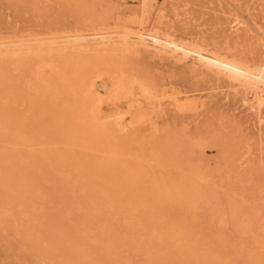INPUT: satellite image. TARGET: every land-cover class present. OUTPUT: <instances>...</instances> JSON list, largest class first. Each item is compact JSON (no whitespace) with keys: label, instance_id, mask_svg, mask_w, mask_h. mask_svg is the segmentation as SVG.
Returning a JSON list of instances; mask_svg holds the SVG:
<instances>
[{"label":"bare ground","instance_id":"bare-ground-1","mask_svg":"<svg viewBox=\"0 0 264 264\" xmlns=\"http://www.w3.org/2000/svg\"><path fill=\"white\" fill-rule=\"evenodd\" d=\"M108 1L124 7L130 0ZM135 1L139 4L137 9L130 11L133 14L114 28L106 23L110 12L99 17L90 12L89 20L61 36L20 39L15 45L0 42V220L16 226V232L25 240L36 244L41 241L46 258L57 257L64 240L69 244L71 257L90 256L82 243L87 240L97 245V252H105L104 246L109 254L115 253L114 244L130 233L134 243L142 244L148 255L168 248L180 259L187 256V261L194 264H227L221 263L217 250L206 248L208 252L201 254L197 240L193 239L196 233L187 221L169 219L167 211L161 210L168 203L190 213L204 206L212 208L218 192L211 184L213 175L195 158V152L205 146L202 139L175 129L163 132L151 113L160 117L167 109L162 103L166 98L167 105L177 113L192 110L199 113L209 103L205 105L201 95L189 93L198 90L167 94V89L156 80L135 69L128 54L166 59L184 65L197 75L228 82L234 94L242 93L240 100L257 116L261 127L264 125V0H248L258 1L260 6L258 13L250 12L248 17L240 9L242 1L228 0L229 34L256 39L245 50L237 41L231 44L225 40L222 44L205 36H178L173 28L175 17L183 25L197 21L189 11L187 0ZM169 12L175 15L174 20ZM32 108H39L41 115L36 127L27 123ZM147 123L151 126L150 133L138 137L137 132ZM41 143L59 144L61 150L50 152L45 148L47 151L38 153L37 146H42ZM246 149L250 157L254 155L252 144L248 143ZM160 165L171 166V170L164 167L153 170V166ZM260 165L264 180V159ZM173 168L178 173L173 175ZM53 183L58 186L59 200L66 198L70 202L63 212L66 217L72 219L73 215L81 214L82 219L79 217L81 221L72 229L60 225L55 233L47 235L50 228L42 227L39 221L49 195L46 196L45 190L49 192ZM151 194L155 204H150ZM56 201V205H51L57 207ZM231 213L237 218L235 205ZM211 214L225 226L223 210ZM117 226L122 232L115 238L113 228ZM53 237L57 242L50 248Z\"/></svg>","mask_w":264,"mask_h":264},{"label":"rangeland","instance_id":"rangeland-1","mask_svg":"<svg viewBox=\"0 0 264 264\" xmlns=\"http://www.w3.org/2000/svg\"><path fill=\"white\" fill-rule=\"evenodd\" d=\"M159 1L161 2L162 0ZM240 1H242L240 2L242 5L240 9L245 16L248 17L250 12L252 14L253 11L254 13L259 12L260 6H258V1L256 2L258 4L251 3L248 0ZM187 3L184 2L183 4H187L189 11L197 19L194 24L183 25L181 22L177 21L175 15H173V11H171L173 13L169 12V16L172 17L171 19L175 17L176 24L174 22L173 28L178 36L182 38L205 36L209 41H215L222 44L226 43L225 40H228L231 44L237 41V45H239L242 50H245V48L256 41L254 37L248 35H242L240 38H237L229 34L226 29L228 20L231 16V6L228 0H187ZM138 6L139 4L135 0H130L127 6L124 5V7H117L116 4H113L112 2L110 3L108 0H0V42H5L7 45H15L22 39L26 38H55L58 35H63L66 30L77 27L79 23H85L89 20L91 13L95 17H99L106 12H110V17L106 20V23L108 26L114 28L120 23L126 21V17L128 19V16L133 14L131 12L137 9ZM120 17L122 19H119ZM215 27L217 29H215ZM128 56L139 73L147 76L149 79L156 80L163 89H167V94L179 91L182 92L183 90L184 92L198 90L200 92L196 91L194 93H189L195 94L197 97L201 95V99L205 101V105L206 103H209L204 106L203 109H200L199 113L192 110L188 111L189 113L185 112V114L175 112L172 106L167 105L168 102L166 98L162 100L163 106L167 107L164 113H162L160 117L153 112L151 115L157 118L161 128L164 130L163 132H166L167 129H175V132L202 139L205 146L201 150L195 152V158L213 175L214 181H212L211 184L213 186L215 185L214 187L217 189L216 191L218 192V195L216 199H218L219 196L221 198L219 200H214L212 208L211 205L204 206L195 213H190L187 209L176 206L173 203L165 204L161 210L167 211L169 219L177 218L179 221H187V225H189V227L196 233L193 239L197 240V249L201 254L208 252L206 248H209L220 252L221 256H219L222 258L221 263L243 264L244 262L245 264H264V180L260 173V164L264 159V140H262L264 139V125L260 127V123L257 121V116H254L252 111H249L247 106H245L240 100V94L242 93L240 92L239 95L234 94L233 88L228 82H224L223 80L218 81L208 76H201L200 74L197 75L187 69L184 65L175 64L166 59L162 60L146 54L135 55L130 53ZM162 75L163 77H161ZM187 88H189V90ZM173 89L174 91H172ZM103 106L107 108L105 103ZM32 110L33 111L30 113L27 123L29 124V127H36L37 120L41 115L39 108H32ZM199 120L202 121L200 122ZM185 126L186 128H183ZM258 128L261 129V132H259ZM150 131L151 126L147 123L137 132L138 137L146 135L147 132L149 134ZM248 143L252 144L254 148V155H251V157L247 154L246 148ZM41 144L42 146H37V151L41 154L47 150L50 152L54 150L58 151V149L61 150L59 144L54 143V146L47 143ZM20 148L22 149V147ZM260 151H263L261 152L263 156L262 154L260 155ZM79 152L83 154L85 153L84 151ZM160 166H153V170L161 169L162 167L171 170V166ZM150 169H152L151 166ZM176 169L177 168L172 169L173 175L178 173V170ZM241 177L244 180H241ZM252 178L254 179V183ZM216 184L219 185V187H217ZM247 186H249V188ZM49 189L50 193L45 190V193H47L46 196L49 195L47 196V202L43 213L41 214L39 225H42V227L48 226L50 228L48 234L46 233L47 235L52 231L55 233V231L60 228V225H65L66 228L72 229L74 225L81 221L79 220V217L82 219L81 214L77 216L73 215L72 219L66 217L67 215L63 212H65L66 208L69 206V200L66 198H64L65 201H62L63 198L59 200L60 196L58 194L59 192H57L58 186H55L54 183L49 186ZM222 189H224V191ZM249 193L251 194L249 195ZM261 193H263V195ZM54 194L58 200L54 198ZM226 195L228 198L225 197ZM148 197L150 199V204H155L153 195L151 194ZM55 201L58 206H61V204L64 205L65 203L66 205L63 207H56ZM59 201H62V203L58 204ZM47 203L49 204L47 205ZM53 203L55 204L54 206L51 205ZM233 205L238 209L237 218L232 217L231 208ZM261 206L263 208H261ZM58 208L59 210H57ZM50 209L52 211H50ZM222 210L223 214H225L224 211L226 212V216L224 217L225 226L217 221V216L213 218V214H211ZM58 211L60 213H58ZM50 218H52V220L49 221L48 219ZM68 221H71L73 226L72 224H68ZM239 221H242V223L244 222V224H240L241 222L239 223ZM51 222L53 224L52 226L49 225ZM64 222L67 224H64ZM239 225L244 227H240ZM237 226H239L240 229ZM248 226L249 228H247ZM258 227L261 228V231ZM17 229L16 226L9 225L7 222L0 220V264H50V262L51 264H67V262L68 264H194L192 261H187V259H189L187 256L180 259L176 253H172L168 248H165V252L160 251V253L148 255L142 244L134 243L130 233H127L126 236L123 235V241L117 240V243L114 244L116 250L115 253L109 254L110 251L104 246H102V248L105 249V252H97V245L94 244V242L87 240V242H81L85 248H87L90 256L87 258L71 257V255H68L70 252L69 244L65 240L62 241V239L58 241L62 242L57 252L58 255L55 257L56 259L46 258V256L42 254L45 248L43 246L44 244L41 241L36 244V242L32 243L30 240H25L16 232ZM113 229L115 230L113 233L114 237L118 238L117 234H121L122 231H118V226ZM69 234H72L71 230L69 231ZM78 236L79 235L76 234L77 238ZM52 240V243H49L50 248H53L57 242L54 237ZM202 247L204 248L202 249ZM249 247H252V251ZM11 250H13L14 253ZM239 250L240 253H238ZM252 252L254 254H252ZM248 253L250 255H246ZM238 254L242 255L240 256L241 258L236 256ZM62 255H64V257H62ZM255 255H258V257ZM10 257L12 259H10ZM44 261H46V263Z\"/></svg>","mask_w":264,"mask_h":264}]
</instances>
